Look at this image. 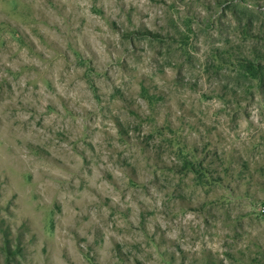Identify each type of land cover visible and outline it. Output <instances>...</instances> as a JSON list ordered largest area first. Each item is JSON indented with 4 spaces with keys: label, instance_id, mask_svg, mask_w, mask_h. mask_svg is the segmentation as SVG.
<instances>
[{
    "label": "rangeland",
    "instance_id": "obj_1",
    "mask_svg": "<svg viewBox=\"0 0 264 264\" xmlns=\"http://www.w3.org/2000/svg\"><path fill=\"white\" fill-rule=\"evenodd\" d=\"M0 264H264V0H0Z\"/></svg>",
    "mask_w": 264,
    "mask_h": 264
},
{
    "label": "trees",
    "instance_id": "obj_2",
    "mask_svg": "<svg viewBox=\"0 0 264 264\" xmlns=\"http://www.w3.org/2000/svg\"><path fill=\"white\" fill-rule=\"evenodd\" d=\"M258 65H254V63L251 62V60H245L243 67L247 72H249V74H252L255 77H258L259 74L262 73V68H263L261 64H258Z\"/></svg>",
    "mask_w": 264,
    "mask_h": 264
}]
</instances>
